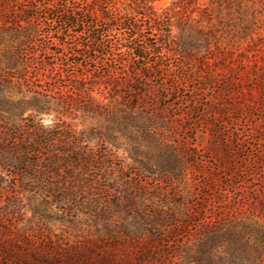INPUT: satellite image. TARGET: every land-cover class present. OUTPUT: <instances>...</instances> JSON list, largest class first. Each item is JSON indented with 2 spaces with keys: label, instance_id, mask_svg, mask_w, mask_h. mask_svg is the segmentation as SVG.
Masks as SVG:
<instances>
[{
  "label": "rangeland",
  "instance_id": "obj_1",
  "mask_svg": "<svg viewBox=\"0 0 264 264\" xmlns=\"http://www.w3.org/2000/svg\"><path fill=\"white\" fill-rule=\"evenodd\" d=\"M150 1L180 91L56 55L88 40L81 0H8L0 43H32L25 69L0 50V264H264V0Z\"/></svg>",
  "mask_w": 264,
  "mask_h": 264
},
{
  "label": "trees",
  "instance_id": "obj_2",
  "mask_svg": "<svg viewBox=\"0 0 264 264\" xmlns=\"http://www.w3.org/2000/svg\"><path fill=\"white\" fill-rule=\"evenodd\" d=\"M81 2L85 7L84 18H90L85 24L92 28L88 32V40L83 39L86 41L82 40L72 46L66 41H60L56 44L59 48L55 51L56 55L67 49L70 56L90 60L96 56H89L88 53L102 48L101 55L109 54L113 57V65L107 66L110 72L116 74L119 83L140 86L153 78L158 80L165 90L180 91L181 88L186 87L190 77L187 74L189 71L185 62L187 59L178 49L176 41L171 38L172 18L169 14L158 13L152 5H148L151 3L150 0H132L124 12L117 10L111 0H81ZM55 7L52 3L43 6L48 11L57 10ZM30 8L26 7V10L20 12L24 20L31 17L27 14ZM13 13L8 7V0H0V25L4 26L10 22V18L15 17ZM75 15V12L57 11L52 14L56 19L60 17L64 24L71 26L75 25ZM163 26L166 29L165 34H163ZM105 27L108 29L103 30ZM14 41L0 43V50L6 58V66L9 69H15L17 66L25 69L26 48L32 43L31 35L24 34L21 39ZM129 88L135 89L132 86Z\"/></svg>",
  "mask_w": 264,
  "mask_h": 264
}]
</instances>
